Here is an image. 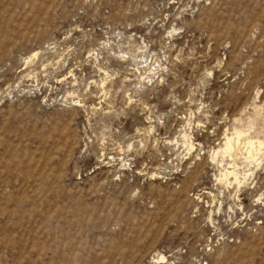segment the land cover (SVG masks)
I'll return each mask as SVG.
<instances>
[{
  "label": "rangeland",
  "instance_id": "obj_1",
  "mask_svg": "<svg viewBox=\"0 0 264 264\" xmlns=\"http://www.w3.org/2000/svg\"><path fill=\"white\" fill-rule=\"evenodd\" d=\"M234 130L264 142V0H0V264H264Z\"/></svg>",
  "mask_w": 264,
  "mask_h": 264
},
{
  "label": "bare ground",
  "instance_id": "obj_2",
  "mask_svg": "<svg viewBox=\"0 0 264 264\" xmlns=\"http://www.w3.org/2000/svg\"><path fill=\"white\" fill-rule=\"evenodd\" d=\"M234 131H235L234 134H232L230 137L226 136L225 143H224L223 147L220 148L217 152H215L213 161H216V158L220 154H222V156H224V155H226V156L233 155V153L235 152L236 148H239V145H241V144L244 145L245 150L247 152L246 160L248 162H252L253 160H257L258 159V157H257L258 154L264 152V142L263 141H259V140L255 141L254 138H249V136H248L249 134L247 135L248 136L247 137L246 136L247 133L245 134L242 130H234ZM254 137H256V136H254ZM186 145L188 146V148L191 151L192 144L190 145V144H187V142H186ZM224 171L225 172L223 173V175L221 176V179H220L221 181L227 182L230 185H231V180L233 181L232 183H234L237 186H240L242 184V181L240 179V174H239V172L237 170H235V169H233V170H231V169L230 170L225 169ZM162 260H164V258H162Z\"/></svg>",
  "mask_w": 264,
  "mask_h": 264
}]
</instances>
